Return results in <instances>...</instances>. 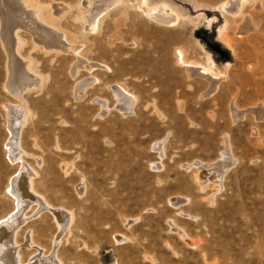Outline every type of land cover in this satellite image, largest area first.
<instances>
[{"label":"rangeland","instance_id":"obj_1","mask_svg":"<svg viewBox=\"0 0 264 264\" xmlns=\"http://www.w3.org/2000/svg\"><path fill=\"white\" fill-rule=\"evenodd\" d=\"M97 1L31 0L65 33L64 50L0 15V222L17 261L264 264V0L238 14L235 0H121L90 32ZM144 1L171 7L178 24L146 16ZM243 14L259 35L237 34ZM5 28L23 63L18 84ZM176 48L210 63L215 86ZM19 173L28 178L15 196ZM30 192L67 214L64 228L27 203Z\"/></svg>","mask_w":264,"mask_h":264},{"label":"bare ground","instance_id":"obj_2","mask_svg":"<svg viewBox=\"0 0 264 264\" xmlns=\"http://www.w3.org/2000/svg\"><path fill=\"white\" fill-rule=\"evenodd\" d=\"M91 1V0H90ZM229 1V0H228ZM244 0H235L234 2H231L229 5V9L231 11V13H240L241 11V7H242V2ZM36 2V1H35ZM121 2V0H100L97 1L96 3H94V9L93 12L91 13V15L87 18L86 22L88 23L86 29L90 32H93L95 30H97L98 28V22H99V16H101L102 11L107 12L111 7H113L114 5H117ZM99 3V4H98ZM225 3V2H224ZM92 4V3H91ZM98 4V5H96ZM227 4V1H226ZM168 6V5H167ZM164 4L161 5H155V6H151L149 3L147 2H141L138 3V8H140L142 10V12L150 17L151 19H153L155 22L160 23V24H164L165 26H174L176 24H178V20L180 18V15L175 12L171 7L169 8V10L166 9L167 7ZM228 6V5H226ZM51 7V6H50ZM67 8L66 5H62V4H57L56 5V11L57 12H63L65 11V9ZM226 8V7H224ZM228 8V7H227ZM48 18L50 20L55 19L54 16H56L57 12L54 11V9L48 8ZM42 9L39 7L38 4H34L31 2V0H0V15H2L5 19L7 18V22H5V26H7V24L10 22L11 25H16V26H30V28L28 29V31L32 30L34 33H36L37 37L46 45H48L49 47L51 46H56L59 48H64L66 47V43L63 41V38L65 36V33H62L60 31L59 28H57L55 25H53L52 23H46L43 21V16H42ZM92 10V9H91ZM225 10V9H224ZM233 11V12H232ZM47 12V11H46ZM58 13V14H59ZM22 14H25L24 16L27 17V19L29 20L27 23H23V20L21 19ZM103 15V14H102ZM241 15V14H240ZM88 16V15H87ZM240 17V16H239ZM25 18V17H24ZM241 18V17H240ZM4 19V20H5ZM101 19V18H100ZM9 20V21H8ZM25 22V19H24ZM3 24V23H2ZM19 28V27H18ZM26 28V27H24ZM14 29V28H13ZM27 29V28H26ZM237 29V34L240 35L242 38L251 34L250 37L252 36H256L259 35V31L260 29L258 27H255L250 16L247 14H243L241 20H240V26H238ZM4 36H5V43L6 46L8 48V53H9V57H10V62H9V74L10 76L15 79L17 81H19V78L21 76V72H22V64L21 61L19 60V58L16 56L15 54V49H13V43L15 40L14 34H12V31L10 32L9 29H4ZM34 36V35H33ZM264 36V35H263ZM35 38V37H34ZM37 38V39H38ZM36 39V38H35ZM37 41V40H36ZM40 41V42H41ZM257 41V40H255ZM68 42V41H67ZM258 43V42H257ZM257 43L255 46H257ZM18 44V43H17ZM38 44V43H37ZM42 44V43H41ZM42 44V45H44ZM259 44V43H258ZM16 45V44H15ZM19 45V44H18ZM17 46V45H16ZM78 46V45H77ZM80 46V45H79ZM78 46V47H79ZM254 46V45H253ZM259 46V45H258ZM261 46V45H260ZM45 48V46H44ZM58 49V48H57ZM261 49V48H260ZM77 50V49H76ZM79 50V49H78ZM176 50L178 52H176ZM258 50V49H257ZM62 51V50H61ZM175 55H176V60L177 62L183 64L186 69L191 72H198L201 73L202 75L206 76L209 80L210 83L213 84L212 86H215L216 79L219 77L217 76V72L213 71L212 66L210 63L207 64V66H203L200 65L199 63L196 62H189L188 60L185 59L184 57V53L180 48H176L175 49ZM7 56V55H6ZM80 62V60H79ZM26 63V62H25ZM8 66V65H7ZM26 66V65H25ZM24 67V66H23ZM25 71V70H24ZM11 78V79H12ZM207 79V80H208ZM10 80V79H9ZM14 82V81H13ZM11 82V84L13 83ZM16 83V82H15ZM33 83V82H32ZM10 84V83H9ZM10 84V85H11ZM14 84V83H13ZM15 85V84H14ZM20 85V84H19ZM18 85V86H19ZM217 85V84H216ZM21 86V85H20ZM19 86V87H20ZM13 87V86H12ZM15 87V86H14ZM17 88V87H16ZM19 90V89H18ZM22 90V89H21ZM15 91V90H14ZM17 91V89H16ZM18 92V91H17ZM16 93V92H15ZM21 93V92H20ZM118 94V93H117ZM122 94V93H120ZM122 97V95H120ZM126 101V100H124ZM105 104V103H104ZM122 108V107H121ZM8 109V108H7ZM11 109V108H10ZM13 110V109H12ZM20 110V109H19ZM26 110V109H25ZM8 111V110H7ZM11 111V110H10ZM22 111V110H21ZM122 111V110H121ZM12 112V111H11ZM8 113L7 118L10 121V113ZM16 115V113H15ZM17 116V115H16ZM19 116V115H18ZM17 116V118H19ZM15 117V116H14ZM23 117V116H22ZM21 120V119H19ZM15 121V119H14ZM17 122V121H16ZM22 122V121H21ZM22 124V123H21ZM19 125V123H18ZM8 126L10 127V132L13 134V138L8 140V143H6V147L8 150V153L11 151L12 147L14 148L15 142L17 140V136L15 133V130L11 128V124L8 122ZM17 131V130H16ZM13 150V149H12ZM15 151V150H14ZM21 152V151H20ZM15 154V153H14ZM11 156H9L10 158ZM16 156H14L13 158H15ZM17 158V157H16ZM15 158V159H16ZM22 167V166H21ZM28 169V168H27ZM24 171V170H23ZM27 171V170H26ZM26 175L24 174H20L19 175H14L11 179V187L9 188V191L12 195L17 194L18 190H19V183L21 181V184L27 183L26 180ZM28 178V177H27ZM27 190H30V187L28 186V184L26 185ZM25 194V193H24ZM30 196V199H27V203L28 202H35L38 204L37 210L39 212H42L43 210H48V211H52V213H54V215L56 217L59 218V226L60 228H64L65 225L68 223V220L65 218V216L67 214H65L64 212L61 211H57V210H51V208H49L47 206V204H45V202L40 198L39 195H37L34 192H30V194L28 195V197ZM25 197V196H24ZM26 199V198H25ZM24 199V200H25ZM20 205V204H19ZM37 206V205H36ZM24 208H21V211L23 213ZM59 210V209H58ZM20 211V212H21ZM51 213V212H50ZM17 214V213H16ZM20 215V214H19ZM16 217V216H15ZM23 217V216H22ZM10 218V217H9ZM14 217H12L11 219H13ZM29 218V217H28ZM17 220V219H16ZM14 220V221H16ZM19 220V219H18ZM21 220V219H20ZM19 220V221H20ZM8 221L10 222L11 220L8 219ZM7 221V222H8ZM6 222V220L4 221ZM13 222V221H12ZM10 222V223H12ZM22 222V221H20ZM19 223V222H18ZM4 223L0 222V232L1 230L3 231L2 225ZM7 225V223H6ZM21 225V224H20ZM58 225V224H57ZM8 226V225H7ZM17 225H15L16 227ZM58 226V227H59ZM4 227V226H3ZM14 227V225H13ZM5 231V228H4ZM3 231V233H4ZM62 231V230H61ZM6 234L5 236L2 238V234H0V238H2L0 240V263L1 264H19L20 262L17 261V256H14V251H13V247H11L10 245V237L12 235V232H7L5 231ZM59 236V233H58ZM10 244V245H9ZM14 246V245H12ZM29 248V247H28ZM17 249V247H16ZM53 253H51L50 255L46 256L45 258H38L39 261H42L43 263L47 262L48 263H52L54 262L53 259ZM42 256V255H40ZM10 257H12L13 259H11ZM36 257H34L35 259ZM35 261V260H34ZM33 261V262H34ZM37 261V260H36ZM37 261V262H39ZM34 264V263H33ZM38 264V263H36ZM56 264V263H55Z\"/></svg>","mask_w":264,"mask_h":264}]
</instances>
